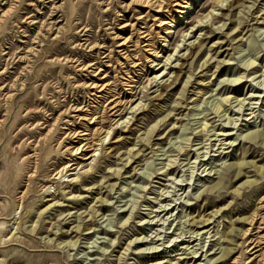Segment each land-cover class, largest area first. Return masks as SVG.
Returning a JSON list of instances; mask_svg holds the SVG:
<instances>
[{
  "label": "rangeland",
  "instance_id": "374dc122",
  "mask_svg": "<svg viewBox=\"0 0 264 264\" xmlns=\"http://www.w3.org/2000/svg\"><path fill=\"white\" fill-rule=\"evenodd\" d=\"M185 1L192 7L183 16L169 3L178 19L165 40L155 36L162 55L156 63L178 45L181 51L172 60L186 55L204 25L227 26L206 36L197 63L184 67L165 96L156 100V87L148 85L152 68L141 81L135 77L137 100L126 105L125 117L138 103L153 102L137 112L133 128L122 130L126 122L116 123L99 106L97 121L113 127L96 156L85 159L91 151L72 149L84 141L75 133L88 124L86 110L97 105L90 84L105 77L126 93L116 72L124 61L119 38L132 36L138 14L149 8L133 0H0V264H145L175 257H185L187 264H264V177L248 165L239 178L226 170L242 160L264 165V146L245 138L249 130H264V0H245L230 19L222 17L226 10L216 7L217 0ZM213 7L214 15L205 19ZM250 60L257 68L246 67ZM167 73L161 80L173 78L170 65ZM188 76L192 82L183 92ZM236 78L240 85L231 82ZM229 94L246 97L249 104L233 99L228 112L216 116L220 98ZM121 97L129 101L127 94ZM162 119L151 142L143 140ZM206 121H214L216 129L202 136ZM223 124L229 138L213 135ZM132 153L139 154L127 164ZM70 162L76 170L54 177ZM118 168L121 176L114 173ZM226 174L225 188L210 192L208 186ZM108 184L116 185L110 190ZM254 212L257 252L243 235L224 239L232 229L249 228V222L238 221ZM82 222L86 226L78 229ZM193 230L206 232L196 237ZM139 236L144 244L126 250ZM224 247L234 250L215 260Z\"/></svg>",
  "mask_w": 264,
  "mask_h": 264
},
{
  "label": "bare ground",
  "instance_id": "6f19581e",
  "mask_svg": "<svg viewBox=\"0 0 264 264\" xmlns=\"http://www.w3.org/2000/svg\"><path fill=\"white\" fill-rule=\"evenodd\" d=\"M133 1H134V3L148 7L149 10L146 11V14H144V15L142 12H140L138 14L139 15V17H138L139 26L135 27V33L132 34V36L119 38V39H121V40H119V42H120L119 47H121L120 54L122 53L121 55L123 56L124 61H120L119 67L116 69V72L120 76V83L122 84V86H123L122 88L125 90L126 93H123V90L116 91V87H118V86H116V87L113 86V83H111L107 79H103L105 77H102L101 79H98L97 81L92 82L90 84L91 89H93V92L91 91L92 92L91 94L93 95V102L97 103V105H92V108L90 110H86L87 113L85 114V116H83V118H85V120H87V123L89 125L88 124L85 125V123H84V125H85L84 129L75 133L76 136L78 135L80 137H83L84 141H81L82 143L80 145H78L77 147H74L72 149L73 153H75V154H82L83 151H91L92 152L91 155L88 154V156H86L87 154H84L85 156H83V157H85V159H90L93 156H96L97 151L99 150V147L103 146L105 140L109 138V136L111 134V128L113 127L112 125L104 126L102 121H100V122L97 121V119L100 118V116H98L99 106L103 105V113L102 114H105L106 112H109V113L111 112V115L115 117L113 119V121H115L116 123H118L120 125L126 122V124L122 127V130H123V128H125V130H129L133 125L136 124L135 121L138 120V115L141 114L140 112L139 113H137V112L140 109H144V110L147 109L150 106V104L153 102V99H151L149 101V103H144V104H141L140 106L138 103L134 108H132V110H135L133 113H131L132 116L129 117V115H128L125 117L126 113H124V112H125L126 107H127L126 105L129 102L132 103V102L137 100V99L136 100H134V99L137 96V90H138L137 83H139V82H138V80H136L135 77H138L140 80L142 78V74L144 75L145 73H147L149 71L148 68H152L153 69L152 70L153 76L148 79V85L151 86L150 88L156 87V89L153 91V93H157L155 95L156 100H157V98L165 96L170 90H173V88H175L177 83L180 81L184 67L186 65L192 67L197 63V61L201 57L203 50L206 46V41L208 40V37H206V36H209L212 33L219 31V30L222 31L227 26L226 22H224L221 27H217L216 29L213 28V26L211 25L212 22L207 24V25H204L202 27V31L204 30L203 36L201 37V39H199V41L197 43H192L191 45H188L186 47L187 48L186 55L183 54L180 57H176V59L172 60L173 57L175 56V53L178 51L179 52L181 51V50H178V48L180 46V45H178L175 48L174 53L168 52L169 54L167 56H163L164 61L162 59L161 62L156 63L158 61V58H160L162 55H161V51L156 46L155 36H158L157 38H159V39L164 38V40H165L166 37H168L167 35H169L173 32V28L175 27L176 21L178 19L170 11L169 3L173 2L175 4L174 6L181 8V9H179V12L182 15L191 9L192 2L185 1V0H133ZM244 2H245V0H217V6L216 7H218L219 9L226 10L225 12H221V15H222V17H225V19H230L232 17V11L237 7L244 6ZM215 9L216 8L213 7L212 10L205 16V19L209 15L210 16L214 15ZM205 19H201L199 22H204ZM150 22H152V23L150 24ZM193 28L194 27H192V29ZM163 34H165V35H163ZM183 37H184V39H183V41H184L186 36H183ZM165 44H166L165 46H167V43H165ZM138 46L141 48L138 49ZM167 51H169V50H167ZM107 56H109V55H107ZM109 59H110V57H109ZM143 59H145V62H146L145 64L142 61ZM177 60H178V63H177L178 65H174L172 67L173 63ZM222 60H224V59H222ZM162 62H163V64H162ZM208 62H209V60L204 62L201 65V67L205 66ZM80 64H81V62H80ZM148 65H150V67H148ZM169 65H170V69H172L173 73H174L173 78L170 81H168V79L167 80H161L170 73L169 72L166 75H164V73L167 70ZM251 66L253 69L257 68L255 60H250L247 63L246 67L248 68ZM252 73H254V75L256 77L257 71H254ZM96 76H97V74H96ZM260 76H262V75H260ZM123 80H125V81H123ZM240 81H241L240 78H236V79H233L231 82H235V83H238V85H240L241 84ZM191 82H192L191 76H188V78L185 81V86H184L183 92H186L188 90V86ZM234 93H236V91ZM122 94H127V96H129L128 102H125L122 99V97H121ZM255 96L259 97L260 95H255ZM233 99H235L234 102H238V104H242V106H244V104H246V100H245L246 97L240 98L238 96V94H236L235 96H234V94L233 95L229 94L227 96H224L223 98H220V104L216 105V108L214 109L216 116H217V114L221 113V111L225 110V112H226L228 110V109H226V106L228 104L231 105L233 103ZM178 104H182V102H178ZM238 104H237V107H239ZM248 104H249V102H248ZM248 104H246V105H248ZM234 107H236V106H234ZM76 110L80 111L82 109L78 108ZM239 110H241V107L239 108ZM88 115H90L89 118H88ZM223 120H225V119H223ZM234 120H236V119H232V122H234ZM84 122H86V121H84ZM163 122H164V119H162L158 123H156L150 129V131L147 133V136L143 140H145L146 142H151V139L154 137V135H156V133L159 132L161 127L164 125ZM229 122H231V121H229ZM213 123H214V121H212V122L206 121L203 123L201 122V126H200L201 129L199 132L201 133L202 136H205V132L208 129H210V127H212L211 129H213V131L216 129L215 125H213ZM90 125H94V129H93L92 133L88 132L91 130ZM222 126L223 127L221 128V130L219 132L215 131L213 135L214 136H224L226 138H229L232 133L225 129L226 128L225 124H223ZM122 132H124V131H122ZM121 135H122V133L118 134L117 138H120ZM88 136H91V138H89ZM245 138L249 142H253L255 144L259 143L260 145L264 146V130L263 129H261V130L260 129L249 130L245 134ZM215 140H217L218 142L222 141V139H216V138H215ZM233 141H232V143H233ZM115 142H117V141H115ZM138 154L139 153L129 154L127 159H126L127 164L130 163L132 161V159H134ZM247 165L254 167L256 169V171L258 173H261L260 175H262L264 177V165L258 166V165H256L255 161H244V160H242V161L232 162L226 166V170L229 171V173L232 172L234 178H239L241 176L242 172L245 170V166H247ZM170 166H172V165H170ZM77 167L78 166L75 163H72V162L67 163L62 168H60L59 170H56V172L54 173V177H57V178L62 177L63 173L65 171H66V173L71 172V171L76 170ZM172 170H173L172 167H170L168 170H166L167 171L166 175H168V173ZM121 171H122V168H118L114 171V173L118 176H121L122 175ZM226 177H227V179H229V174H226L224 176L220 175L218 177L219 178L218 181H216L213 184L208 186L209 191L210 192H213V191L220 192L221 189L225 188L226 184L224 183V180ZM245 183L253 184L254 181L250 182V180H247V181H245ZM115 185L116 184H108L107 188H110V190H112ZM101 201H106V198H101ZM261 208L264 209V207H261ZM89 214H91V216H93V213H89ZM258 217H259V214L257 212H254L251 215H249L248 217H245V218L239 220L238 222L245 223V224H246V222H249V223H247L250 225L249 228H247L245 230H242V229L240 230L237 228L232 229L229 233H223L224 239H227V237H228L227 235L230 234L231 235L229 238L230 241H235V238L238 237V235H243L245 237V241L247 239L250 240L251 249L252 250L255 249V252H257L259 250V249H257V247H259V245H258L259 241H257V239H254L253 236H251V233L253 231L252 227L257 223ZM130 218H131V216H128V218H126L125 221L128 222ZM208 220L209 219H205V220H202L201 222H195L194 221L193 224H194V226H196L198 223H203V222L208 221ZM81 221H84V218H81ZM85 226H86V223H84V222L79 223L78 229H81L82 227H85ZM191 232L195 233L196 234L195 236L197 237L201 233L206 232V230L205 231L193 230ZM207 233H209V231H207ZM143 240H144V236L136 237L134 241H130L128 243L126 250L132 249L131 246L133 243L135 244V246L136 245L139 246L140 244H144ZM156 248H158V247H156ZM187 248L188 247H186V249ZM138 249L144 250L145 248L143 247V248H138ZM157 250L158 249H156V251ZM233 250H234L233 247L222 248L220 251L221 252L220 256L215 258V260H219L221 258H226L227 256H229L232 253ZM165 262H169L170 264H187L189 261L186 260L185 257H183V258L182 257L170 258L167 261L162 260V259L158 260L156 258V259L149 260L145 264H164Z\"/></svg>",
  "mask_w": 264,
  "mask_h": 264
}]
</instances>
